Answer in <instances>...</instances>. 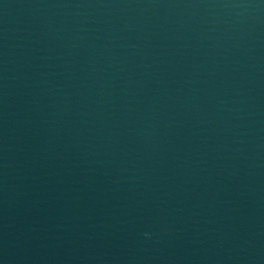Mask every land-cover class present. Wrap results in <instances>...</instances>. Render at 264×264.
Segmentation results:
<instances>
[{
    "label": "water",
    "instance_id": "95a60500",
    "mask_svg": "<svg viewBox=\"0 0 264 264\" xmlns=\"http://www.w3.org/2000/svg\"><path fill=\"white\" fill-rule=\"evenodd\" d=\"M0 264H264V0H0Z\"/></svg>",
    "mask_w": 264,
    "mask_h": 264
}]
</instances>
